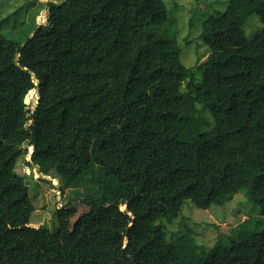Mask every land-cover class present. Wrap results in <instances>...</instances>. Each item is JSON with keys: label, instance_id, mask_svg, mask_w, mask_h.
<instances>
[{"label": "trees", "instance_id": "trees-1", "mask_svg": "<svg viewBox=\"0 0 264 264\" xmlns=\"http://www.w3.org/2000/svg\"><path fill=\"white\" fill-rule=\"evenodd\" d=\"M46 9L26 39L0 33L1 264H264V27L252 39L244 30L253 15L264 25V0H228L203 22L198 83L164 0ZM29 148L26 164L64 188L94 167L115 181L82 198L89 210L69 244L31 225L16 167ZM237 194L259 213L212 246L193 232L168 239L164 222L187 201L208 210Z\"/></svg>", "mask_w": 264, "mask_h": 264}, {"label": "rangeland", "instance_id": "rangeland-1", "mask_svg": "<svg viewBox=\"0 0 264 264\" xmlns=\"http://www.w3.org/2000/svg\"><path fill=\"white\" fill-rule=\"evenodd\" d=\"M48 1L0 0V33L17 41L26 39L36 27L46 23ZM164 2L169 16L179 21L178 42L182 50V61L187 67L196 68L195 83H198L203 72L197 67L210 55V49L198 38L202 24L210 16L224 12L228 0H164ZM263 27V23L256 15L251 16L244 25L247 38L252 39ZM32 35L33 33L30 37ZM27 100L35 103L37 100L35 90L28 94ZM206 115L210 116L208 112ZM30 152L29 148V155L21 156L16 167L18 173L27 175L30 199L35 207L31 225L55 230L61 241L69 244L74 237V226L89 210L81 201L82 198L87 195L105 197L115 186V181L100 167H94L80 176L75 185L64 188L62 179L55 173L52 177H43L37 169L26 164L30 159ZM125 209L126 207L122 206V210ZM258 213V208L252 207L245 196L237 194L224 206H212L208 210L199 209L187 201L182 216L174 221H166L164 225L168 239L174 240L193 232L197 241L208 247L214 244L220 233L229 234L233 227L257 216Z\"/></svg>", "mask_w": 264, "mask_h": 264}, {"label": "water", "instance_id": "water-1", "mask_svg": "<svg viewBox=\"0 0 264 264\" xmlns=\"http://www.w3.org/2000/svg\"><path fill=\"white\" fill-rule=\"evenodd\" d=\"M46 17H48V11H47V9H46ZM45 23H42V24H40L39 26H42V25H44ZM36 81V80H35ZM36 91V95H37V100L39 99V92L37 91V90H35ZM35 101V106H37V104H38V101ZM27 103H29V101L27 100ZM35 112V107H34V109H33V112H32V114L31 115H33V113ZM37 169H39L38 167H37ZM125 210H127V209H125Z\"/></svg>", "mask_w": 264, "mask_h": 264}]
</instances>
